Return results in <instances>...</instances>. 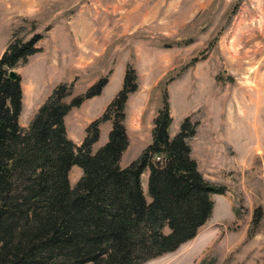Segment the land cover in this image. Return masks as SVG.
I'll use <instances>...</instances> for the list:
<instances>
[{"label": "rangeland", "instance_id": "1", "mask_svg": "<svg viewBox=\"0 0 264 264\" xmlns=\"http://www.w3.org/2000/svg\"><path fill=\"white\" fill-rule=\"evenodd\" d=\"M14 33L43 36L41 51L13 69L22 127L56 86L73 84L69 103L108 77L100 96L64 120L73 138L85 136L128 65L138 89L126 103L131 144L121 166L150 144L163 92L171 136L185 118L197 123L191 157L225 193L212 195L211 218L193 240L144 264H264V0H0V56ZM81 174L70 171L71 187ZM141 180L146 195L145 174Z\"/></svg>", "mask_w": 264, "mask_h": 264}, {"label": "trees", "instance_id": "2", "mask_svg": "<svg viewBox=\"0 0 264 264\" xmlns=\"http://www.w3.org/2000/svg\"><path fill=\"white\" fill-rule=\"evenodd\" d=\"M16 35L0 56V264H144L193 240L211 218L212 195L225 193V187L204 180L191 157L187 140L197 123L185 118L170 138L172 117L163 92L150 144L121 167L129 145L126 103L138 89L128 65L121 89L85 128L79 146L68 138L64 118L100 96L108 77L69 103L64 99L73 84L56 86L22 128L21 79L8 73L41 51L43 36ZM105 122L111 123L107 142L92 152ZM73 167L82 174L71 187Z\"/></svg>", "mask_w": 264, "mask_h": 264}, {"label": "crops", "instance_id": "3", "mask_svg": "<svg viewBox=\"0 0 264 264\" xmlns=\"http://www.w3.org/2000/svg\"><path fill=\"white\" fill-rule=\"evenodd\" d=\"M92 99H94V98H92ZM92 99H90V100H92ZM86 101H89V100H86ZM67 116H68V114L65 116V118H67ZM65 118H64V120H65ZM68 126H69V125H68ZM68 126L65 125L66 133H67L68 138H69L70 140H72V142H73L75 145L79 146V145L81 144L83 138H84V134L81 133L80 136H78V137H76V138H73V137L70 135V133H69V130H68L69 127H68ZM21 127H22V126H21ZM22 128H27V127H22ZM85 128H86V127L83 126L82 130L84 131ZM125 128H126L127 136H128V140H129V145H128V147H129L130 144H131V138H130V135H129V133H128L129 131H128V129H127L126 126H125ZM110 129H111V123H110V122H105V123H102V124L100 125V137H99L98 142L101 140V137H104L103 135H107V138H108V133H109ZM169 135H170V138L174 137V136H171L170 129H169ZM149 139L151 140V136H150ZM106 141H107V140H106ZM98 142H96V143L94 144L93 149H92V152H95V151L98 149V146H97ZM147 143H149V142H147ZM126 150H127V149H126ZM122 156H123V154H122ZM121 160H122V157H121V159H120V166H121ZM126 166H127V165H126ZM126 166H121V167H126ZM73 168H76V167H73ZM73 168H72V169H73ZM77 168H78V167H77ZM72 169H71V170H72ZM81 173H82V172H81ZM144 174H145L146 177H147V173H144Z\"/></svg>", "mask_w": 264, "mask_h": 264}, {"label": "water", "instance_id": "4", "mask_svg": "<svg viewBox=\"0 0 264 264\" xmlns=\"http://www.w3.org/2000/svg\"><path fill=\"white\" fill-rule=\"evenodd\" d=\"M8 77L10 79H16L18 77V74L15 73L13 70H10L9 73H8Z\"/></svg>", "mask_w": 264, "mask_h": 264}, {"label": "built area", "instance_id": "5", "mask_svg": "<svg viewBox=\"0 0 264 264\" xmlns=\"http://www.w3.org/2000/svg\"><path fill=\"white\" fill-rule=\"evenodd\" d=\"M157 159H159V158H157Z\"/></svg>", "mask_w": 264, "mask_h": 264}]
</instances>
